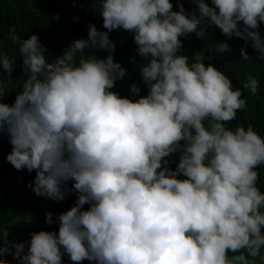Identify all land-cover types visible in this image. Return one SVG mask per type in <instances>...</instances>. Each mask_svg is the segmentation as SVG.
I'll use <instances>...</instances> for the list:
<instances>
[{"label": "clouds", "instance_id": "obj_1", "mask_svg": "<svg viewBox=\"0 0 264 264\" xmlns=\"http://www.w3.org/2000/svg\"><path fill=\"white\" fill-rule=\"evenodd\" d=\"M100 0L101 31L74 40L49 62L38 36L13 32L26 80L14 102L0 80V135L12 145L7 161L36 172L28 185L40 197L65 199L73 181L77 201L59 214L56 232L31 233L28 251L15 244L20 264H255L264 259V138L249 125L226 127L247 107L240 89L200 51L181 53L180 37L207 36L209 26L241 38L264 60V0ZM76 3V0H73ZM78 19V18H77ZM203 25V26H202ZM202 26V27H201ZM134 33L140 74L149 91L132 100L112 91L127 70L114 61L109 33ZM106 51L101 59L86 50ZM219 43L217 53L230 51ZM243 59H249L241 49ZM211 60V57H207ZM135 63V59H133ZM13 62L0 51V72ZM256 95L259 82L244 85ZM179 154L173 170L168 157ZM186 177L179 179V176ZM85 204L89 205L83 210ZM46 213V223H53ZM63 250V251H62ZM8 248H0V264ZM232 253L233 255H229ZM251 258V259H250Z\"/></svg>", "mask_w": 264, "mask_h": 264}, {"label": "trees", "instance_id": "obj_2", "mask_svg": "<svg viewBox=\"0 0 264 264\" xmlns=\"http://www.w3.org/2000/svg\"><path fill=\"white\" fill-rule=\"evenodd\" d=\"M171 2L173 10L178 11L177 0ZM181 2L186 14L190 16L194 11L198 14L197 5L187 0ZM205 2L212 6L211 0ZM100 7V0H76L75 4L73 0H0V51L13 62L14 68L11 77L7 73L0 72V80L4 81L7 92L3 99L7 104L11 105L14 102L17 92L22 90L26 80L19 47L11 40L13 32L21 39L37 35L40 44L45 48L46 59L54 63L63 56L74 40L87 39L90 24L95 25L98 30L107 31L103 28V18L99 14ZM258 31L264 38V23L260 24ZM207 33L204 39L198 38L195 33L180 37L183 44L180 54L187 55L191 64L193 55L202 51L206 57L205 64L211 63L224 73L231 80L233 90H242V98L246 100L247 107L243 111H238L236 119L228 122L226 127L235 130L238 126L247 129L251 125L264 138V60L258 58L259 53L251 47V41L246 45L241 38L235 36L229 38L214 25L207 28ZM109 38L115 44L114 61L127 70L125 78L117 80L112 91L132 100L146 96L149 89L140 74V66L145 61L137 55L134 33L123 29L113 30L109 33ZM219 43H227L231 50L223 54L217 53L216 47ZM241 49L247 52L249 59L242 58ZM87 55H96L103 59L108 53L89 49L86 50ZM207 57H211V60ZM250 76L259 82L256 95H252L250 90L244 87ZM133 84L140 88L139 96L131 92ZM11 148L8 134L0 135V248L9 249L3 254V258L9 264H20L13 255L14 245L23 243L26 254L31 233L48 231L56 232L58 235V216L75 205L78 193L73 190V181H68L65 185L66 196L61 202L37 196L28 187L34 181L36 172L30 173L27 169L16 170L7 161ZM167 159L168 166L174 170L179 163V154H173ZM257 171L259 173L257 187L264 193V166L258 167ZM178 178L186 177L181 175ZM88 208V204L83 206V210ZM48 212L53 214L52 224L46 223ZM261 253L264 255V249ZM229 255L233 254L229 253ZM62 264H74V262L65 253L62 256ZM82 264H95V262L84 260ZM255 264H264V259L257 257Z\"/></svg>", "mask_w": 264, "mask_h": 264}, {"label": "rangeland", "instance_id": "obj_3", "mask_svg": "<svg viewBox=\"0 0 264 264\" xmlns=\"http://www.w3.org/2000/svg\"><path fill=\"white\" fill-rule=\"evenodd\" d=\"M187 1H190V0H187ZM3 102H4V103H7L4 99H3Z\"/></svg>", "mask_w": 264, "mask_h": 264}]
</instances>
